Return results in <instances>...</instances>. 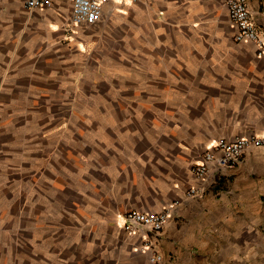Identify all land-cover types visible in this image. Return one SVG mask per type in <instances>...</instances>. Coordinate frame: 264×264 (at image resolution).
<instances>
[{
    "label": "crops",
    "instance_id": "1",
    "mask_svg": "<svg viewBox=\"0 0 264 264\" xmlns=\"http://www.w3.org/2000/svg\"><path fill=\"white\" fill-rule=\"evenodd\" d=\"M24 2L0 0V264H264V148L191 174L213 142L264 135V55L225 0H110L79 29L63 0ZM174 203L159 234L123 231Z\"/></svg>",
    "mask_w": 264,
    "mask_h": 264
},
{
    "label": "built area",
    "instance_id": "2",
    "mask_svg": "<svg viewBox=\"0 0 264 264\" xmlns=\"http://www.w3.org/2000/svg\"><path fill=\"white\" fill-rule=\"evenodd\" d=\"M71 10L70 25L74 29L90 27L101 23L105 17V8L110 0H63ZM52 0H25L26 10L47 9ZM229 20L235 28V42L251 43L256 48L258 57L264 55V38L257 30L247 0H225ZM264 135L219 139L213 142L203 153L201 162L191 168V174L196 182L204 185L218 183L217 176L233 168L248 149H263ZM214 176L211 183L210 177ZM220 179V178H219ZM210 181V182H209ZM202 188L189 189L187 197L194 198L203 192ZM177 203L158 213H143L129 211L122 218L121 227L127 235L138 233L159 234L171 218L172 210ZM162 257L152 253L149 261L159 263Z\"/></svg>",
    "mask_w": 264,
    "mask_h": 264
},
{
    "label": "rangeland",
    "instance_id": "3",
    "mask_svg": "<svg viewBox=\"0 0 264 264\" xmlns=\"http://www.w3.org/2000/svg\"><path fill=\"white\" fill-rule=\"evenodd\" d=\"M106 19V15L104 17V20ZM103 20V21H104ZM82 96L85 97L86 103L84 106V111H90L95 112L99 108V101H100V93L99 89H87L86 92H82ZM83 108V107H82ZM32 177L34 180H37L36 178L39 177V167L34 171L32 174Z\"/></svg>",
    "mask_w": 264,
    "mask_h": 264
}]
</instances>
